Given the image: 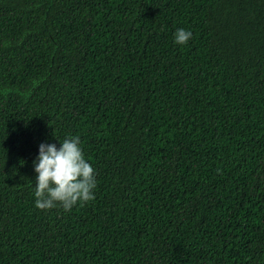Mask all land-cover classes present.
Instances as JSON below:
<instances>
[{"label": "trees", "instance_id": "obj_1", "mask_svg": "<svg viewBox=\"0 0 264 264\" xmlns=\"http://www.w3.org/2000/svg\"><path fill=\"white\" fill-rule=\"evenodd\" d=\"M66 135L95 199L37 209ZM0 264H264V0H0Z\"/></svg>", "mask_w": 264, "mask_h": 264}, {"label": "clouds", "instance_id": "obj_2", "mask_svg": "<svg viewBox=\"0 0 264 264\" xmlns=\"http://www.w3.org/2000/svg\"><path fill=\"white\" fill-rule=\"evenodd\" d=\"M192 37L190 30L176 28L173 42L182 46ZM33 167L36 173L34 205L37 209L49 210L59 205L69 211L78 202L95 199L96 170L85 158L79 135H66L59 140V146L40 143Z\"/></svg>", "mask_w": 264, "mask_h": 264}]
</instances>
